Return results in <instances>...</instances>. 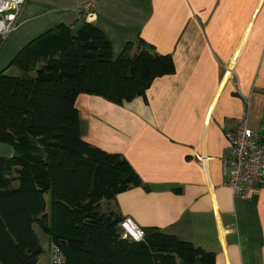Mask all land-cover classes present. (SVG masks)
I'll use <instances>...</instances> for the list:
<instances>
[{"label":"crops","instance_id":"1","mask_svg":"<svg viewBox=\"0 0 264 264\" xmlns=\"http://www.w3.org/2000/svg\"><path fill=\"white\" fill-rule=\"evenodd\" d=\"M87 3L114 58L142 40L176 68L123 105L78 96L83 140L125 157L142 180L103 212L214 252L216 264H264V187L237 196L222 171L249 99V126L262 138L264 0H27L2 50L19 53L60 24L77 30ZM47 239L37 264H50Z\"/></svg>","mask_w":264,"mask_h":264},{"label":"trees","instance_id":"2","mask_svg":"<svg viewBox=\"0 0 264 264\" xmlns=\"http://www.w3.org/2000/svg\"><path fill=\"white\" fill-rule=\"evenodd\" d=\"M10 66L20 74L0 72V144L15 151L0 157V264L38 263L35 227L67 264H216L214 252L159 229H145L141 242L122 239L124 218L103 212L102 202L142 180L125 157L81 136L78 96L116 105L144 97L176 72L170 55L139 40L115 59L105 33L85 22L42 34Z\"/></svg>","mask_w":264,"mask_h":264},{"label":"built area","instance_id":"3","mask_svg":"<svg viewBox=\"0 0 264 264\" xmlns=\"http://www.w3.org/2000/svg\"><path fill=\"white\" fill-rule=\"evenodd\" d=\"M27 0H0V39L6 40L19 26L20 17ZM93 3H87L76 11L94 20ZM251 100H247L244 113L233 132L227 134L228 153L222 158V171L228 185L237 196L249 197L258 188L264 187V136L259 140L249 126ZM124 240L141 242L145 230L133 220L126 218L120 222ZM50 264H67L61 249L51 245Z\"/></svg>","mask_w":264,"mask_h":264},{"label":"rangeland","instance_id":"4","mask_svg":"<svg viewBox=\"0 0 264 264\" xmlns=\"http://www.w3.org/2000/svg\"><path fill=\"white\" fill-rule=\"evenodd\" d=\"M6 45V41L2 40L0 42V71L5 70L7 74L9 75H19L20 72L16 67L10 66V63L13 61V59L16 57L18 52H14V54L6 53L5 55V48L2 50V48ZM116 59V58H115ZM49 196H47V200H49ZM107 206V200L103 201V209ZM105 210V209H104ZM37 230L39 239L41 241V244L43 245L45 251H47L48 248V239L47 236L44 235L37 227H35Z\"/></svg>","mask_w":264,"mask_h":264},{"label":"water","instance_id":"5","mask_svg":"<svg viewBox=\"0 0 264 264\" xmlns=\"http://www.w3.org/2000/svg\"><path fill=\"white\" fill-rule=\"evenodd\" d=\"M262 137L264 136V129L261 133ZM15 154V151L12 146L7 144H0V157L12 158Z\"/></svg>","mask_w":264,"mask_h":264}]
</instances>
